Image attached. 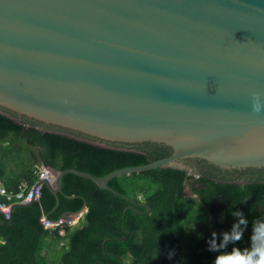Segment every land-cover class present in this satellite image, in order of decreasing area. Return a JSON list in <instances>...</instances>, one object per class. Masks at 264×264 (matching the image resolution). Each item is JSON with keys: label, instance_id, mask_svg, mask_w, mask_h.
I'll list each match as a JSON object with an SVG mask.
<instances>
[{"label": "water", "instance_id": "water-1", "mask_svg": "<svg viewBox=\"0 0 264 264\" xmlns=\"http://www.w3.org/2000/svg\"><path fill=\"white\" fill-rule=\"evenodd\" d=\"M0 114L153 160L52 169L55 195L67 173L125 198L112 178L157 167L264 181V0H0Z\"/></svg>", "mask_w": 264, "mask_h": 264}, {"label": "trees", "instance_id": "trees-1", "mask_svg": "<svg viewBox=\"0 0 264 264\" xmlns=\"http://www.w3.org/2000/svg\"><path fill=\"white\" fill-rule=\"evenodd\" d=\"M24 149L29 155L25 165L13 172L18 159L24 164ZM9 161L13 166L7 172ZM151 161L141 152L41 131L0 114V180L9 190H16L22 180L34 183L38 164L103 176ZM108 185L128 199L67 173L57 195L43 185L39 201L13 207L9 219L0 212V264H214L216 256L232 251L231 245L209 251L213 232L231 229V212L242 211L248 220L237 245L241 250L250 242L253 224L264 222V181H218L194 171L157 167L114 177ZM144 189L143 199L138 198L137 191ZM141 203L150 209L137 214L131 207L145 211ZM84 204L87 211L80 223L65 226L64 236L40 222L42 215L58 220ZM105 239L109 240L104 243Z\"/></svg>", "mask_w": 264, "mask_h": 264}, {"label": "clouds", "instance_id": "clouds-1", "mask_svg": "<svg viewBox=\"0 0 264 264\" xmlns=\"http://www.w3.org/2000/svg\"><path fill=\"white\" fill-rule=\"evenodd\" d=\"M259 112V106L256 107ZM234 223L229 231L212 234L209 241V251L216 252L220 248L232 246V251L227 255H218L214 264H264V222L253 224L250 236L251 246L249 249L241 250L237 245L244 239L248 229V220L242 211H233ZM243 226V227H241Z\"/></svg>", "mask_w": 264, "mask_h": 264}, {"label": "built area", "instance_id": "built-area-1", "mask_svg": "<svg viewBox=\"0 0 264 264\" xmlns=\"http://www.w3.org/2000/svg\"><path fill=\"white\" fill-rule=\"evenodd\" d=\"M34 173L37 175V179L31 185L28 184L26 180H22L16 190H9L4 183L0 180V196L4 198L0 202V212L5 218L10 217L11 206L13 203H28L39 201L41 197V189L43 183H40L41 180H48L50 182L54 181V175L50 167L40 164L34 169ZM79 217L74 219H58L50 220L46 219L45 216L40 217V222L45 229H53L59 227V233H64V223L68 225H74L77 223Z\"/></svg>", "mask_w": 264, "mask_h": 264}, {"label": "rangeland", "instance_id": "rangeland-1", "mask_svg": "<svg viewBox=\"0 0 264 264\" xmlns=\"http://www.w3.org/2000/svg\"><path fill=\"white\" fill-rule=\"evenodd\" d=\"M4 143H6V142H4ZM15 146H16V148L19 147L18 144H15ZM23 152H24V164H23V165H20V164H19V159H18V160L16 161L17 166L14 165L13 172H16V171L19 172V170L21 169V167H24V165H25V161L27 160V159H26V156H29V155H28V153H27V151H26L25 149L23 150ZM12 161H13V160H12ZM7 166H8V167L6 168V171L8 172V169L10 170V167L13 166L12 162L9 161ZM145 192H146L145 189H144V190H139V191H137L136 195H137L138 198L143 199V197H144V195H145ZM186 194H189L188 189H186ZM5 219H6V218H5Z\"/></svg>", "mask_w": 264, "mask_h": 264}, {"label": "bare ground", "instance_id": "bare-ground-1", "mask_svg": "<svg viewBox=\"0 0 264 264\" xmlns=\"http://www.w3.org/2000/svg\"><path fill=\"white\" fill-rule=\"evenodd\" d=\"M38 165H40V164H38ZM38 165H36L35 168H36ZM35 168H34V169H35ZM51 170H52V169H51ZM33 173H34V170H33ZM34 174H35V173H34ZM54 181H55V177H54ZM54 181H53V182H54ZM14 204H15V203L12 204V206H11V210H12ZM14 207H15V206H14ZM10 216H11V211H10ZM66 216H67V217H68V216H72V217H73V218H70V219H74V218H76V217H79V219H78V221H77L76 224L71 225V226L68 225V224H66V223H64V225H63V227H64V228H63V229H64V233H63V234H60V233H59L60 236H64V235H65V226L74 227V226H76L77 224H79L80 221H81V219L83 218V213L79 212V213H77V214H68V215H65V216H64L63 218H61V219H68ZM9 218H10V217H9ZM9 218H6V219H9ZM53 229H57V230L59 231L60 228L57 227V228H53Z\"/></svg>", "mask_w": 264, "mask_h": 264}, {"label": "crops", "instance_id": "crops-1", "mask_svg": "<svg viewBox=\"0 0 264 264\" xmlns=\"http://www.w3.org/2000/svg\"><path fill=\"white\" fill-rule=\"evenodd\" d=\"M86 211H87V207H86V208H84V209H83V211H81V213H83V214H84ZM66 217H67V216H66ZM67 218H68V219H70V218H73V217H72V216H68Z\"/></svg>", "mask_w": 264, "mask_h": 264}]
</instances>
